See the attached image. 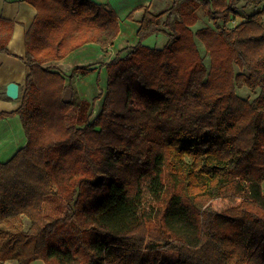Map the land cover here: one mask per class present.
Returning <instances> with one entry per match:
<instances>
[{"label": "trees", "instance_id": "16d2710c", "mask_svg": "<svg viewBox=\"0 0 264 264\" xmlns=\"http://www.w3.org/2000/svg\"><path fill=\"white\" fill-rule=\"evenodd\" d=\"M26 1L37 10L25 35L26 89L0 119L18 114L27 142L0 160V264H264V0L141 7L139 41L106 64L93 118L73 79L93 67L68 78L46 63L88 43L111 47L117 12L94 0ZM241 1L257 10L234 24ZM201 9L211 22L194 29ZM14 27L0 17L1 52H10ZM161 32L164 46L143 43ZM238 85L260 92L251 101ZM148 175L153 215L142 200ZM175 207L200 221L197 242L173 227ZM149 246L172 254L146 257Z\"/></svg>", "mask_w": 264, "mask_h": 264}, {"label": "crops", "instance_id": "0c3cea01", "mask_svg": "<svg viewBox=\"0 0 264 264\" xmlns=\"http://www.w3.org/2000/svg\"><path fill=\"white\" fill-rule=\"evenodd\" d=\"M113 8L119 16L120 31L114 44L108 49H103L99 44L88 43L71 52L62 60L46 63L53 65L69 76L76 66L84 65L93 67V71L86 76H75L74 86L79 98L92 102V118L102 108L104 93L107 85L106 64L124 47L137 44V31L140 20L144 14L141 7L149 6L152 10L155 6L166 5L165 0H94ZM134 10V17L128 18ZM36 8L26 0H0V17L13 20L15 27L9 42V53L0 51V113L12 112L19 108L26 89L29 67L26 63V31L33 23L36 16ZM96 73L104 74V83L93 84L88 78ZM95 77V76H94ZM19 84V96L12 98L7 94L9 83ZM27 142L21 118L18 114L7 115L0 119V156L10 154V159L17 150ZM5 145V146H4ZM4 146V147H3ZM6 161V160H4ZM5 264H18L14 259H9ZM30 264H46L39 259Z\"/></svg>", "mask_w": 264, "mask_h": 264}, {"label": "rangeland", "instance_id": "374dc122", "mask_svg": "<svg viewBox=\"0 0 264 264\" xmlns=\"http://www.w3.org/2000/svg\"><path fill=\"white\" fill-rule=\"evenodd\" d=\"M165 2H166V5H163L162 7L157 5L152 10L155 13H157L161 10H164L165 8H168L172 4L171 0H165ZM244 3H245L244 1H241L239 3L241 15H238L235 18V20L233 21L234 24H237V23L243 21L244 18H246L251 13H253L254 11L257 10V8L252 6V5L244 7ZM209 22H211V21L208 18L206 11L204 9H201V10H199V21L194 26V29L202 27V26H204V24H207V23L210 24ZM167 40H168V36L165 33L161 32V33L150 35L149 37L145 38L143 40V43L151 45V46L161 47V46H164L166 44ZM138 41H139V38L137 39V42ZM198 44H199L200 50L202 52V55L204 56L206 64L210 65L209 54L206 52V50H205V48H204V46L200 40H198ZM237 71H240V69L238 67H237ZM75 76H78V75L75 74L74 78H75ZM88 78L90 79V81H92L93 84H97L99 82L104 83L105 75L104 74L101 75L100 73H96L93 76L89 75ZM237 92L242 97L248 98L251 101H253L257 98V96L260 92V89H258L257 91H253V90L249 89L247 86L238 85ZM75 95H74L75 98L79 99V95L77 94V90L75 92ZM10 154H7V153L2 154L0 156V160L1 161L7 160V158H9ZM151 179H152L151 175H148L147 177H145L143 179V182H142V186H143L142 200H143L144 205L146 206V212L150 215H153L156 212V210L159 206V203H158V200L155 196L156 194H155L153 188L151 187ZM262 189L264 192V182L262 183ZM168 197L169 196L167 195L165 198L168 200ZM227 205H228V203L224 200H221V199H216L212 202L213 208L218 212L224 211L227 208ZM50 207H52V206H50ZM181 211L182 210L177 208V207L172 209V211H171L172 218H170V221L174 225L173 227L176 228L182 235H184L190 242H197L199 230H200V221L194 220V219L188 217L187 215L184 216L181 213ZM158 253L161 255V259H167L172 254V252L170 250H166L164 248H159V247H156L153 249L152 246H149L148 250L146 252V257H156Z\"/></svg>", "mask_w": 264, "mask_h": 264}, {"label": "water", "instance_id": "95a60500", "mask_svg": "<svg viewBox=\"0 0 264 264\" xmlns=\"http://www.w3.org/2000/svg\"><path fill=\"white\" fill-rule=\"evenodd\" d=\"M7 94L12 98H17L19 96V84L15 82L9 83L7 87ZM71 98V88H68L64 93V100L68 102ZM95 129L101 130V127L97 126Z\"/></svg>", "mask_w": 264, "mask_h": 264}]
</instances>
